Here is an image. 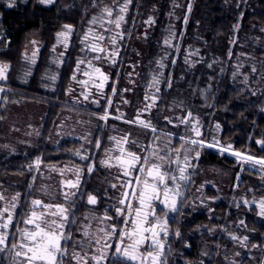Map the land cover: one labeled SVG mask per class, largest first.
Listing matches in <instances>:
<instances>
[{"label": "snow or ice", "instance_id": "6c2138e0", "mask_svg": "<svg viewBox=\"0 0 264 264\" xmlns=\"http://www.w3.org/2000/svg\"><path fill=\"white\" fill-rule=\"evenodd\" d=\"M38 3L51 6L56 4L57 0H38ZM5 4L6 7L12 8L15 6V0H5ZM131 4L132 0H113L112 6L105 5L100 9L99 15L91 18L90 26L81 40L84 45L81 51L94 55L91 59L77 60L72 79L83 87L79 96L83 97L84 101H88L92 97L91 102L99 105L100 99L105 100L106 108L103 115L98 117L99 120L104 122L110 118L122 120L124 123L156 133L157 128L151 120L142 119V117L145 114L150 115L152 108L157 105L164 73L157 71L150 76L148 90L143 98V107L138 108L131 119H126L125 114L120 112L118 107L115 109V112L119 113L118 115H113L109 111L112 108V99L104 94L107 82L112 81L111 93L115 96V85L118 81L113 79L110 74L105 73L101 66H97L101 61L117 68L123 63L120 53L131 36L130 32L125 31L123 25L127 23L126 14ZM237 6L239 7V5ZM174 7L178 8L181 5L174 4ZM187 12H191L190 5L187 7ZM144 23L151 26L155 20L149 17ZM184 23H187V16L184 18ZM62 27L63 30L57 34L58 44L64 48L61 56L67 52L75 31L72 25H63ZM236 27L238 28L239 25ZM261 31L264 32V29ZM144 38H147L146 32ZM3 39L5 38L0 36V40ZM178 39L179 37L170 29L168 37L163 39L162 43L165 47L178 52L179 47L174 44V41ZM32 44L35 45L36 42L32 41ZM38 51V48L33 50L30 63L35 64ZM170 55L172 53L164 52L162 54L160 60L156 62L158 69L169 67L165 60ZM25 56L27 58V54ZM184 62L189 63L187 56L184 57ZM171 63H175V59ZM81 65L85 66L83 70ZM130 67L133 68V72L128 74L131 78L136 65H130ZM9 71L10 65L0 63V82L7 81ZM256 71L257 69L253 66L251 72L255 73ZM77 75L88 79L77 80ZM51 79L55 80L56 77L52 76ZM247 79L245 77V81ZM130 82L135 83L134 80ZM163 83L168 88L172 87L170 78L164 79ZM93 88L96 96H93L91 90ZM128 91H130L128 88L121 89V93ZM4 92H6V88L0 84V93ZM252 94L255 95L254 92ZM121 103L129 102L121 95ZM164 119L174 127L183 126L184 134L165 133L169 139L163 142H160V137L157 135L152 144L143 146L137 145V142L132 140L131 143L137 150L126 147L129 143L130 133L125 134L119 140L115 137L110 138L114 141L119 155L113 157L105 153L106 158L100 163L103 166L117 167L120 170L115 177L117 183H112L110 186L113 189L119 186L123 191H121L119 199L112 205L114 215H108L106 209L102 216L84 218L88 223L79 228L81 239H75L71 229L78 224L75 213L76 203L85 196V193L80 190L81 173L91 174L96 170V162L91 156L81 155L80 152L75 153L82 160L87 161L84 168L52 169V171H59L61 176L65 171L74 175V178L61 180L59 194L62 197V202L45 203L41 198H33L30 200L28 213L22 219L16 213L22 194L16 193L9 201L0 189V254L7 256L9 264H66V262L68 264H110V261L114 259L118 261V264H167L164 258L166 249L164 238L170 234L176 237L180 236L178 230L170 233L167 216L168 213L178 212V203L183 197L182 189L188 185L191 179L197 166L194 161L199 160L201 149L216 148L221 153H230L237 157L242 165L247 164L252 169L258 170L261 173V179H264V156L258 157L247 152L236 151L231 144H221L215 137L211 141L207 140L200 119L190 110L184 111L181 116L175 118L166 116ZM215 128L219 129L220 125L216 124ZM173 138L179 141L178 145L172 144ZM255 143L264 150V139L256 140ZM94 146L95 148L100 147L99 140L95 141ZM113 159L116 161L115 164L111 163ZM42 163L43 161L38 158L35 165H30L29 168L35 167L36 170H39ZM33 180H35L34 177ZM40 191L45 196L49 195L46 187H42ZM87 203L96 205L97 197L88 195ZM243 203L258 205V215L264 217V198L259 201L245 199ZM157 204L166 209L163 215L158 213ZM93 220L103 226L93 228ZM106 221L110 223H105ZM240 224L243 225L244 221L241 220ZM232 238L240 239L236 236ZM243 240L247 241L248 236H244ZM70 245L71 251H69Z\"/></svg>", "mask_w": 264, "mask_h": 264}, {"label": "trees", "instance_id": "16d2710c", "mask_svg": "<svg viewBox=\"0 0 264 264\" xmlns=\"http://www.w3.org/2000/svg\"><path fill=\"white\" fill-rule=\"evenodd\" d=\"M204 1L208 3V8L210 9H208V17L205 18L207 25L204 26L203 32L212 41L213 39L216 40V38L227 39L237 21L232 11L226 7L219 6L217 4L219 0ZM155 2H159L161 5L153 38L147 43L148 58L152 55L157 58L161 50L166 52V47L162 41L167 35L166 23L170 12L169 3L171 0H132L129 11L126 14L127 23L123 25L125 31L129 32L137 12L148 8ZM196 3L194 6H198ZM112 4L113 0H57L54 5L44 6L38 3V0H25L24 2L16 3L12 8H8L3 0H0V12L2 15L0 25L6 34L5 39L0 41V62L10 65L8 79L5 83L8 91L2 93L0 102V132L8 108L15 98H25L47 105L46 122L44 123L42 135L38 138L35 147L24 153L8 154L0 152V183L4 181L5 175H26L28 182H30L31 176L35 175L36 169L34 167L30 169L29 166L33 165L32 160L35 157H40L46 163L69 159L68 153L63 150L64 144H69L68 149L74 145L75 141L61 140L57 147H52L48 143V135L59 109L67 106L66 88L76 69L77 60L89 56L90 52L81 51L82 47H84L81 40L90 26L89 21L93 16L99 15L100 9L105 5L112 6ZM244 9L243 21L248 23L255 22L257 26L264 29V0H252L251 6ZM194 13L196 19L199 11L195 10ZM194 22L189 25V29L195 28L196 24ZM63 25H72L75 31L72 34L71 43L67 48L64 61L56 71L58 75L56 88L47 89L43 87V81L45 82L44 71L47 69L55 71V66L51 65V48L56 42L57 34L63 30ZM32 40H37L42 45L37 66L28 82L20 84L17 81V73L23 62L25 45ZM182 44L183 42L181 41L179 51L183 46ZM125 46L126 43L124 48ZM124 48L121 51L122 55H120L123 63L118 68L115 67L114 75L123 74L124 66L128 59V52L124 51ZM179 51L176 52V56H174L173 51V54L167 57L170 64L168 73H176L181 53ZM173 59H175V63H171ZM203 69L204 67H199L196 72H186L188 74L187 80L191 82L193 87H187L185 91L194 94V99L207 88L200 86L204 81ZM208 89V105L212 111H215L220 116L222 124L220 140L231 143L236 151L247 152L258 157L264 156V150L255 143L256 140L264 139V110H262L264 109V85L258 91L256 97L248 98L240 83L231 79L225 69L220 73L217 85ZM105 106L106 104L104 103L98 110L104 111ZM105 130L99 129L95 139V141L99 140L101 143L103 138L106 137L102 147H99L97 151H100L108 141ZM205 155L219 169L222 166H226L235 168L234 172H238V158L230 153L219 152L216 156L213 150L207 149L201 152L200 158L205 159ZM28 186V184L19 186V189L24 192L22 205L27 204L28 194L26 189ZM261 192L263 191L257 190V193ZM217 209L229 212L225 202L218 203ZM239 212L245 214V222L253 231L251 239L256 244L264 246V220L257 217L256 209L254 207L246 208L244 205H234L233 213ZM194 224L195 222L193 221L190 226ZM191 249L189 258L195 260L198 258L197 249L193 244Z\"/></svg>", "mask_w": 264, "mask_h": 264}, {"label": "rangeland", "instance_id": "374dc122", "mask_svg": "<svg viewBox=\"0 0 264 264\" xmlns=\"http://www.w3.org/2000/svg\"><path fill=\"white\" fill-rule=\"evenodd\" d=\"M24 1L25 0H15V4ZM3 2L5 3V0H3ZM218 2L219 3L217 4L219 6H223L231 10L237 21L234 24L227 39L216 38V40L213 39V41L208 39L209 36H206L205 32H203L204 26L207 25L205 18L208 17V9H210L208 8V3H206L204 0H171L169 3V14L172 13V15H169L167 18L166 26L168 30L166 33V38L168 37L169 30L171 29V31L179 37L178 40L174 41V44H177L180 48L181 41L183 42V46L180 50L181 53L179 55V66L175 74L173 72L172 74L168 73V68L158 69L156 62L160 60L162 54L164 53L162 50L158 54L157 58L152 55L150 56L149 61L146 60V57L148 56L147 43L153 38L161 4L159 2H155L148 8L139 10L132 21V27L129 29L131 36L127 39L126 46L124 48V51L128 52V59H134L136 63V71L134 72L135 75H133L130 79L128 76L126 81H123L122 79L123 82H121V85L122 83L125 86L127 85V87H129V83L130 87L131 85H137L138 80L135 78H137L138 73L140 79L142 69L155 62L154 65L157 68L153 74L157 71H162L165 77L171 79V102L167 106L168 110H175V114L171 115H175V117L181 116L183 115L184 111L192 110L191 112L194 111V115L198 116L200 119V122L203 126L202 130L208 132L211 140L213 137H215L220 141L221 144H231L228 142H222V140H220V134L222 132L220 116L215 113L214 118L210 121L209 111L211 107L208 105V88L217 85V82L220 78V73L226 69L230 78L240 83L248 98L256 97L258 91L261 90L264 85V32L261 31L263 28L257 26L255 22L248 23L243 21L245 12L244 8L250 7L252 0H219ZM195 3L198 6H194ZM174 4H179L181 7L176 8L174 7ZM189 5L191 6L190 13L187 12V7ZM237 5H239V7ZM195 10L199 11L196 19V15L194 13ZM185 16H187L186 24L184 23ZM149 17H152L155 20V23L151 26H148L144 23V21H146ZM1 19L2 15L0 12V21ZM192 22L196 24L195 28L189 29L188 27ZM237 25H239L238 28L236 27ZM145 32L147 33L146 39L144 38ZM5 35L6 34L0 25V36L5 37ZM32 41H35L36 44L33 45ZM32 41L25 45L23 51V62L17 73V81L20 84H26L28 82L30 76L33 74L37 66L39 51L42 45L37 40ZM35 48H38L39 51L35 57V64H32L30 63V58ZM54 48L55 51H53ZM51 49V65L55 66V71H50V69L44 71L45 82L43 81V87L47 89H52L53 86L51 85L57 84L56 82L58 75L56 71L62 65L66 55L65 53L63 56H61V53L64 52V48L62 45L58 44L57 38ZM166 52L173 54V49L166 47ZM189 53H192V55H189ZM25 54H27V58ZM120 55H122V53ZM174 56H176V52H174ZM185 56L188 57L189 63L184 62ZM165 63L170 65L167 59L165 60ZM208 65H211V67H208ZM238 65L240 67H237ZM253 66L257 69L255 73L251 72V68ZM106 67L107 69L110 68L109 66ZM199 67H204V81L202 84H200V86L207 88H205L202 94L200 93L199 96L194 99V94L190 93L189 91H185L187 87H193L191 82L187 80L188 74H186V72H196ZM140 70L141 72H138ZM165 71L168 74H165ZM128 72L129 70H127V74H129ZM234 73L235 75H233ZM52 76H55L56 79L52 80ZM245 77L248 78L247 81H245ZM132 80H134L135 83H131L130 81ZM69 82V86L77 84L75 81H72V79ZM5 83L6 81L0 82V84H3L4 86ZM174 87H181V90H175ZM6 91L8 90L6 89ZM74 92L77 94L79 91L76 88ZM253 92L255 95L252 94ZM142 106L143 102L141 103V107ZM175 106H177V108ZM46 110L47 105L45 103L32 101L25 98H15L11 102L2 124L0 132V152L10 154L24 153L32 150L37 143L38 137H40V127ZM62 116H69L70 118L75 117L68 113H63ZM205 121L211 122V126L207 129L205 128ZM120 122L122 125H125L123 121ZM216 124L220 125L219 129L215 128ZM168 125L169 129L171 130L177 131L179 133L185 132V128L183 126L174 127L173 125ZM130 127L136 132V134L142 136V129L140 127L133 125ZM52 133L53 135L50 137L48 142L51 145H54L58 142V139L57 137L54 138L56 135L53 131ZM73 134H77V132H73ZM90 141L92 142V138L89 136L87 139H83V142L82 139L80 142L75 141L73 146L79 147L81 154L84 152L87 153L92 146V143H89ZM38 158L40 159V157L33 158V165H35V161ZM214 168L217 172L216 177L218 179V186H216V188L219 192L218 196L224 194L228 199L227 194L230 191V186H232V190L234 192L232 197L233 200L228 199V201L232 200L236 206L244 205L246 208L254 207L257 211V217L264 220V217L258 215V205H246L243 203V200L245 199L248 201H252L253 199L259 201L261 198H264V179H261V173L256 169H252L250 165H242L239 161L237 163L238 172H234L235 168L232 170L226 166L220 169L218 166ZM25 176L26 175H5L4 180H6L7 185L9 186L20 185V183L23 184V182H25ZM33 177L35 178V175L31 176V181L29 183L26 182L31 187L36 180H33ZM49 177V170L44 169L41 178L38 176V179H42L41 184H44L49 179ZM99 177L101 179L105 178L102 176ZM236 185L239 186L237 187ZM0 189H2L5 196L7 195V199L10 200L13 194H16L6 189L5 186H1ZM257 190L263 192L257 193ZM8 194H10V198H8ZM193 200V207L197 206V204H199L201 201V204L208 209L214 206V201H217L215 198L205 197L203 191L201 192L200 196H194ZM241 220L244 221L243 225L240 224ZM229 227L232 229L233 236L240 237V239H233L234 248L229 250L230 256L228 258L227 264H264V247L262 248L252 239L248 241V244L243 240V237L246 235L250 239L253 236V231L247 226L244 215L241 214V212H239L238 215H235L234 223L229 225ZM228 230L230 229L228 228ZM226 255L227 254H225V256ZM244 258L246 260H244ZM221 264H226V260H224V263L221 262Z\"/></svg>", "mask_w": 264, "mask_h": 264}, {"label": "flooded vegetation", "instance_id": "af4514ba", "mask_svg": "<svg viewBox=\"0 0 264 264\" xmlns=\"http://www.w3.org/2000/svg\"><path fill=\"white\" fill-rule=\"evenodd\" d=\"M88 55H87L88 57L86 58L91 59V57L94 54L89 53ZM146 60L149 61L150 58H148L147 56ZM93 63L96 62L93 61ZM154 63L155 62H153V64L151 63L150 66L147 65L146 68L142 69L140 79L138 73L137 78H135L136 80H138V83L135 86L131 85V87H130V83H129V87H127V85L125 86L123 85V83L121 85V82L126 81L127 76L129 77V75L127 74V70H129L128 73L133 72V68L130 67V65H136L133 58L130 60L127 59V62L125 63L124 66L123 74L118 73L114 75L115 67H111L108 64L104 63L103 61H101L97 65V66H101L105 73L110 74L113 77V79L118 81L115 85L116 87L115 96H113L111 93L112 81L107 82L106 87L104 89L105 96L110 97L112 99V108L109 109V111H111L113 115L119 114L115 112V109L118 107L120 112H123L125 114L126 119H131L136 114V110L138 108H141V103L143 102L144 95L148 90L147 85L150 82V76L157 68L155 67ZM106 66H109L110 68L107 69ZM84 67H85L84 65H81L82 70L84 69ZM135 71L136 69H134V72ZM138 72H141V70ZM165 74L168 73L165 71ZM77 76H78L77 80L88 79L81 75H77ZM164 79H167V77L164 76L162 79V83L160 85L161 92L159 94V100L157 105L152 108L150 115L145 114L142 117V119L151 120L152 124L157 128V132L152 133L150 130L140 127L142 129V136L136 134V132L130 127L132 126V124L125 123V125H122L120 122L122 120L111 119V118L107 122L99 120L98 117L100 115H103V111L98 110V108H101L104 105L105 103L104 99H100L99 105L91 102L92 97H90L88 101H84L83 97L79 96V93L83 91V87L78 83L70 86L68 85V87L66 88V101L68 102L67 106H64L59 109L58 113L56 114L52 122V127L48 135V140H49L50 137L53 135L52 133L53 131L54 134L56 135L54 138L57 137L58 142L54 145H51L49 142L48 143L52 147H57L60 144L61 140L80 142L82 139L83 142V139L85 137L88 138L90 136L92 138V144H91L92 146L90 147L87 153L84 152L81 155H89L96 162V170H94L91 174L81 173L80 190L85 193V196L83 197V199L78 200L75 206V213L78 224L74 225L71 229L72 235L75 239H81L79 228L81 225L88 223V221L84 219L85 217L102 216L105 213L106 209L108 210V215L110 216L114 215L112 211V205L115 203L116 200L119 199L120 193L121 191H123L121 188H119V186L115 189H113L110 186L112 183H117L115 177L119 174L120 170L117 167H107L101 165L100 163L102 160L106 158L105 153H108L113 157L119 155V152L116 149V145L114 141L110 139L111 137H115L117 140H119L122 137H124L125 134L130 133L131 135L129 136V143L126 145V147L132 150H137V148L133 146V144L131 143L132 140H135L137 142V145L143 146V145L152 144L153 139L157 135L160 137V142H163L169 139V137H167L165 133H174L176 135L184 134L169 129V125L164 119L166 116L167 117L171 116V118H175V115H171V114H175L174 112L175 110L167 109V106L171 102L170 89L172 87L171 88L165 87V84L163 83ZM72 81L74 80L72 79ZM51 86H53L52 89L56 88V84L55 85L52 84ZM75 87L79 91L77 92V94H75L74 92V90H76ZM124 88L130 89V91L121 93V89ZM174 89L180 91L181 87H174ZM91 90L93 92V96H96L97 94L95 92V89L93 88ZM121 95L129 103L127 104L121 103ZM175 107L177 108V106ZM46 113L41 123V127H40L41 130L39 133L40 136L42 135L44 123L46 122L45 121ZM63 113H68L75 117L73 118H70L69 116L63 117L62 116ZM215 113L216 112L212 111L210 108L209 111L210 121L214 118ZM210 121L208 122L205 121L206 129L211 126ZM99 129H106L105 134H107L108 141L106 142L104 147L101 148L100 151H97L98 148H95L94 145ZM73 132H77V134H73ZM204 136L207 140L211 141V137L210 135H208L207 131H204ZM105 140L106 137H104L103 141H101L100 147H102V144L104 143ZM178 143L179 141L177 139L175 138L172 139L173 145H178ZM64 145L65 147L63 150L68 153L69 159L57 160L50 163L43 162L39 166V170H36L35 172L36 180L34 181L32 187L28 186L26 189V193L28 194L27 204L22 205V196L24 192L19 189V186L27 185L26 182H28V180L26 176L24 179L25 182H23V184L20 183V185L9 186L7 185L6 180L0 183V187L5 186V188L8 189L9 191L22 194L18 201L19 207L16 209V213L18 217H20L21 219L25 216L26 213H28L30 208V200L33 198H41L44 200L45 203L62 202V197L59 194L61 180L74 178V175L72 173L65 171L64 175L61 176L59 174V171H52V169L60 170V169H67L69 167L84 168L85 165L87 164V161L82 160L80 156H77L75 154L76 152H80L79 147L71 146L70 148L67 149L69 144L65 143ZM207 149L213 150L214 155L216 156L217 153L220 152L216 148H206V147L204 149H201V152L206 151ZM109 150H111V152H109ZM204 158L205 159L201 157L199 158L198 161H194V163L197 166L193 171V174L191 176L188 185L182 189L183 197L178 203V209H179L178 212L168 213L167 219H168L170 233H174L176 230H178L180 232V236L176 237L170 234L169 236L164 238L166 240V249L164 253V258L166 259L167 264H221V262L224 263V260H226V264H227L228 258L230 256L229 250L234 248V244H233L234 240L232 238L233 232L232 229L229 227V225H232L234 223L235 215L239 214V213H233L234 203L232 201L233 200L232 197L234 192L232 190V186H230V191L227 194V196L228 199H232L231 201H228L227 197L224 194L218 196L219 192L216 188V186H218V179L216 177L217 172L214 168L217 165L212 164L206 155L204 156ZM111 163L115 164L116 163L115 159H113ZM44 169L49 170L50 177L44 184H41L42 179L39 180L38 176H40L41 178ZM231 169L233 170V168ZM9 176H13V175H9ZM99 176L105 178L101 179ZM42 187H46L47 191L49 192L48 196L42 194V192L40 191ZM202 191L204 192L205 197L217 199V201L214 202L212 201L214 203V206L211 207L210 209L203 206L201 204L202 203L201 201L199 202V204H197V206L195 207L192 206L194 203L193 197L196 195L200 196ZM88 195H95L97 197L98 203L96 205H89L87 203ZM5 197L7 198V195ZM8 198H10V194H8ZM8 200L10 201V199ZM222 202H225L227 204V208L229 209V212H224L222 210L217 209L218 203H222ZM162 209L163 206L157 204V211L161 215H163V212L166 211V209H163V211ZM241 214L244 215V219H245V214L242 212ZM193 221L195 222V224L190 226ZM105 223H110V222L106 221ZM92 226L93 228H96L97 226H103V225H98L97 222L93 220ZM228 228L230 230H228ZM249 240H251V238L250 239L248 238V240L246 241L247 244ZM192 244L197 249L198 258L195 260H191L189 258V252L192 250L191 249ZM259 246H261L262 248L264 247L263 245H259ZM69 251H71V245L69 246ZM225 254L227 255L225 256ZM245 258L244 260H246ZM0 264H9L6 255L0 254ZM66 264H68V262H66ZM110 264H118V261L114 259L113 261H110Z\"/></svg>", "mask_w": 264, "mask_h": 264}, {"label": "water", "instance_id": "95a60500", "mask_svg": "<svg viewBox=\"0 0 264 264\" xmlns=\"http://www.w3.org/2000/svg\"><path fill=\"white\" fill-rule=\"evenodd\" d=\"M1 98H2V93H0V102H1Z\"/></svg>", "mask_w": 264, "mask_h": 264}]
</instances>
